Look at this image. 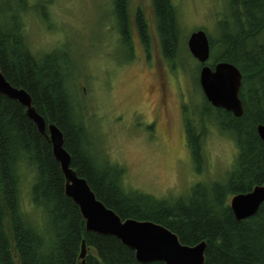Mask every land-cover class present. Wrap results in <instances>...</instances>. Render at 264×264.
<instances>
[{
    "label": "trees",
    "instance_id": "16d2710c",
    "mask_svg": "<svg viewBox=\"0 0 264 264\" xmlns=\"http://www.w3.org/2000/svg\"><path fill=\"white\" fill-rule=\"evenodd\" d=\"M127 1L114 0V15L118 32L131 47ZM151 6L163 58L175 68L183 62L185 44L179 7L173 0H151ZM221 8L216 36L204 30L210 41L209 63H230L241 72L243 115L236 118L214 108L202 95L206 118L201 117L198 132L187 122V137L198 170L209 128L228 136L237 155L223 184L198 183L189 195L171 202L124 189L123 168L107 158L100 160L93 136L76 114L64 64L50 55L35 56L20 22L10 25L1 10L0 68L13 87L30 95L46 124L59 128L71 168L121 219L162 225L186 246L205 242V264H264V203L255 216L237 221L229 202L264 183V144L257 134V127L264 125V0H224ZM134 25L147 48L148 25L141 12ZM197 81L200 85L199 76ZM26 181L29 208L22 200ZM83 242L85 264H140L116 238L86 231L78 206L65 195V178L51 145L26 116V109L0 94V264H79Z\"/></svg>",
    "mask_w": 264,
    "mask_h": 264
},
{
    "label": "rangeland",
    "instance_id": "374dc122",
    "mask_svg": "<svg viewBox=\"0 0 264 264\" xmlns=\"http://www.w3.org/2000/svg\"><path fill=\"white\" fill-rule=\"evenodd\" d=\"M173 1L185 36L184 59L175 68L161 59L151 0L127 1L131 47L118 32L114 0H0L3 18L10 25L20 22L31 52L64 64L76 114L93 136L100 160L123 168L124 189L170 202L189 195L198 183L223 184L237 155L228 136L209 128L198 170L187 137V122L198 132L206 108L197 81L200 65L190 58L187 39L199 29L216 36L224 0ZM138 12L147 21V48L134 25ZM153 59L165 94L160 102L159 86H152L158 81ZM29 186L26 181L22 191L26 208Z\"/></svg>",
    "mask_w": 264,
    "mask_h": 264
},
{
    "label": "water",
    "instance_id": "95a60500",
    "mask_svg": "<svg viewBox=\"0 0 264 264\" xmlns=\"http://www.w3.org/2000/svg\"><path fill=\"white\" fill-rule=\"evenodd\" d=\"M187 48L200 65L199 84L207 102L214 108L223 109L240 118L243 105L239 97L242 85L239 69L225 62L210 65V41L204 30L190 33ZM0 94L23 106L38 133L51 145L53 157L65 178V195L78 206L86 231L116 238L135 253L140 264H205V242L192 247L183 245L178 236L166 227L150 221L123 220L98 201L87 181L71 168V157L64 148L62 132L54 124H46L35 110L30 95L24 89L13 87L3 76L1 68ZM257 134L264 144V125L257 127ZM263 203L264 183L248 193L233 196L230 208L237 221H244L255 216ZM85 257L86 246L83 242L79 264H85Z\"/></svg>",
    "mask_w": 264,
    "mask_h": 264
},
{
    "label": "flooded vegetation",
    "instance_id": "af4514ba",
    "mask_svg": "<svg viewBox=\"0 0 264 264\" xmlns=\"http://www.w3.org/2000/svg\"><path fill=\"white\" fill-rule=\"evenodd\" d=\"M139 38H140V36H139ZM140 41H141V39H140ZM160 52H161V55H162V51L160 50ZM149 59V58H148ZM161 59H162V61L164 60V58H163V56H161ZM153 69H154V71H153V74H155L156 76H157V80L158 81H156V83L155 84H153L152 86L155 88L156 86H159V87H157V88H155L156 89V91L157 92H159V94L157 95L158 97H159V102L160 101H162L164 98H165V94L163 93V95H161V89L162 88H160V83H159V75L157 74V71H156V69H157V63H156V61H154V59H153ZM163 90V89H162Z\"/></svg>",
    "mask_w": 264,
    "mask_h": 264
}]
</instances>
